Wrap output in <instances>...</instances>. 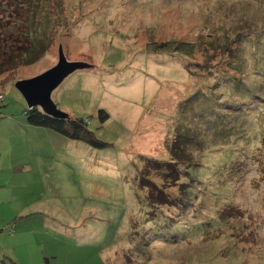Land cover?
<instances>
[{"label": "rangeland", "instance_id": "rangeland-1", "mask_svg": "<svg viewBox=\"0 0 264 264\" xmlns=\"http://www.w3.org/2000/svg\"><path fill=\"white\" fill-rule=\"evenodd\" d=\"M39 4L48 51L0 77V264H264V0ZM24 7L0 10L15 32L3 45L27 41ZM172 43L197 48L154 53ZM60 45L68 62L92 67L51 100L103 148L26 120L14 83L55 67ZM179 139L193 144L175 154L194 151L198 183L187 207H161L159 224L138 176L155 171L148 159L168 162ZM176 224L187 237L156 233Z\"/></svg>", "mask_w": 264, "mask_h": 264}, {"label": "trees", "instance_id": "trees-1", "mask_svg": "<svg viewBox=\"0 0 264 264\" xmlns=\"http://www.w3.org/2000/svg\"><path fill=\"white\" fill-rule=\"evenodd\" d=\"M41 0H0V10L6 9L8 6L12 5L15 8H19L20 6H25L24 10L26 13L21 14L23 20H18V24L21 26H26V34L23 35L27 41L24 39L23 42L20 43L19 46H16L15 43H9L8 46L0 43V77L7 76L13 74L21 67H28L36 64L40 61L45 53L48 51L50 45H48V36H47V26L45 21L47 16L43 15L41 20L35 22V15H40V2ZM11 3V4H10ZM18 6H17V5ZM2 21H9V18L3 19V15L0 16V38L11 37L15 32L10 26ZM197 46L195 44H163L161 46H157L154 50V53H159L160 51H167L169 53H179L184 55L187 58H192ZM64 51V49H63ZM243 66H241V62L238 65L239 71H242ZM236 81V80H235ZM235 83L237 90L243 89L248 92V89H251V86L244 81L237 80ZM2 101L3 98H0ZM0 101V102H1ZM99 117L102 116L101 120L104 121L108 118L106 114L102 111L99 113ZM25 116L27 122L36 127L48 129L54 131L55 133L66 137L67 139L83 142L85 144L93 145L94 147H102L103 144L97 141L93 134L89 132L86 128V124L83 120H55L46 115H44L39 109H32L30 111H25ZM186 140V139H185ZM183 141L181 139L174 142L170 148V159L168 162H159L156 160H147L151 166L155 169V177H158L164 183L169 184V189H177L175 194L170 196L167 194V189L156 185L151 176L147 173L153 172L151 169L142 170L140 175L138 176V183L140 184V188H147L149 190V194L145 197V211H150V209L155 208L157 212L155 215L160 218V222H168V220L164 214L166 213L164 209H161L162 206H170L174 209L184 208L183 206L190 203L191 199V191L196 182L191 174H189L190 169H198L200 168L197 159L195 161L191 157L194 156V151L189 152V154H175L177 150L183 151L185 148L193 147L188 146L191 142ZM192 155V156H191ZM192 163V164H191ZM194 164V165H193ZM198 165V166H197ZM153 172V173H154ZM150 187L153 189L150 191ZM160 198L162 196L164 201H161ZM173 203H176L173 205ZM173 205V206H172ZM153 221V220H152ZM198 225V226H197ZM191 229L200 230L201 227L197 224ZM177 230H173L172 227H168V229L159 230L156 233L158 235H165L167 237H172L173 234L182 238L188 236V234H182V230L180 226H177ZM187 235V236H186ZM169 238V239H170Z\"/></svg>", "mask_w": 264, "mask_h": 264}, {"label": "water", "instance_id": "water-1", "mask_svg": "<svg viewBox=\"0 0 264 264\" xmlns=\"http://www.w3.org/2000/svg\"><path fill=\"white\" fill-rule=\"evenodd\" d=\"M91 67L86 63L68 62L60 45L58 63L55 67L33 79L18 81L14 86L26 103V111L39 109L52 119L68 120L69 116L61 112L52 102L51 94L68 76Z\"/></svg>", "mask_w": 264, "mask_h": 264}, {"label": "clouds", "instance_id": "clouds-1", "mask_svg": "<svg viewBox=\"0 0 264 264\" xmlns=\"http://www.w3.org/2000/svg\"><path fill=\"white\" fill-rule=\"evenodd\" d=\"M0 98H2V97H0Z\"/></svg>", "mask_w": 264, "mask_h": 264}]
</instances>
